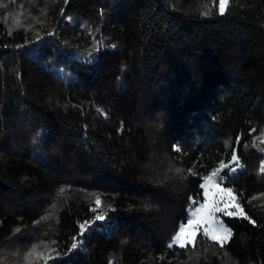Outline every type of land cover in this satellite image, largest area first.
<instances>
[{
    "label": "trees",
    "instance_id": "obj_1",
    "mask_svg": "<svg viewBox=\"0 0 264 264\" xmlns=\"http://www.w3.org/2000/svg\"><path fill=\"white\" fill-rule=\"evenodd\" d=\"M24 1L0 0V253L40 234L41 264H264V0ZM221 162L255 223L169 249Z\"/></svg>",
    "mask_w": 264,
    "mask_h": 264
},
{
    "label": "snow or ice",
    "instance_id": "obj_2",
    "mask_svg": "<svg viewBox=\"0 0 264 264\" xmlns=\"http://www.w3.org/2000/svg\"><path fill=\"white\" fill-rule=\"evenodd\" d=\"M229 0H219V15H225L226 7ZM2 6V5H0ZM207 7V6H206ZM205 15H211V12H205ZM99 111V110H98ZM181 149L177 147L176 151ZM233 162L237 161V156L233 154L231 156ZM229 168V165L221 162L218 167L213 168L211 172L203 176V183L199 184V188L203 190V202L194 207L191 217L187 219L186 223H181L179 231L175 233L172 242L168 244V248H172L174 245H178L180 249H185L188 245L195 247L197 233H200L206 240L219 244L223 247L226 240L230 239L231 231L223 226V222L217 217V213H223L226 216L239 215L245 220H249V217L244 213L243 209L237 202V198L233 193V190L229 187H221L226 176L222 175V170ZM177 173H181L184 170L176 168ZM230 172H235V168H229ZM264 171V168H262ZM63 191V190H61ZM102 201L100 197L95 198L96 208L99 209ZM197 202L193 201L195 205ZM95 211V209H94ZM49 217H45L48 219ZM106 219V214L100 213L95 216L96 221H103ZM250 223L255 221L249 220ZM103 227V226H101ZM81 234L86 229L85 224L80 225ZM94 230V229H93ZM37 247L32 248L30 252L25 256V260L31 264L32 257L44 258L43 252H38ZM47 245L44 246L47 249ZM77 243H73L70 249H77Z\"/></svg>",
    "mask_w": 264,
    "mask_h": 264
},
{
    "label": "rangeland",
    "instance_id": "obj_3",
    "mask_svg": "<svg viewBox=\"0 0 264 264\" xmlns=\"http://www.w3.org/2000/svg\"><path fill=\"white\" fill-rule=\"evenodd\" d=\"M35 4H36V2L31 3L28 0H25L21 9L25 10L27 12H29V11L33 12V8L35 7ZM27 12H25V13H27ZM23 16L25 18H27L25 14H23ZM81 54H83V53H81ZM263 131H264V129H263ZM221 187H224L223 184H221ZM202 197H203V190H202ZM202 202H203V200H202ZM202 202H198L195 205L192 204L188 208L186 222H187V219L191 217V214L194 210V207L198 206L199 203H202ZM92 212H93V219H95V216L98 214V212L96 210L94 211V209L92 210ZM220 214H223V213H217V217L220 221H222ZM236 216H239V215H236ZM223 226L225 228H227L224 225V223H223ZM178 231H179V229H178ZM18 234L21 235L22 232H19ZM199 234L200 233H197V236ZM172 239L169 243L172 242ZM228 241H229V239L226 240L225 243H227ZM53 244H54L53 239L51 237H49L48 235H40V234L32 235V239L30 240V243L27 247H24V246H21L18 244H13L12 246H7V248L4 249L0 253V257H1L0 262L1 263L3 262V264H30L29 261L25 260V256L27 255L28 252H30L32 250V248L39 246L37 248V251L43 252L44 256H46V253L49 252V250H48V248L45 249L44 246L47 245L50 247ZM174 247H179V246L174 245L172 248H174ZM169 249H171V248H169ZM41 262H42L41 258H38L36 256L32 257V259H31V264H41Z\"/></svg>",
    "mask_w": 264,
    "mask_h": 264
}]
</instances>
